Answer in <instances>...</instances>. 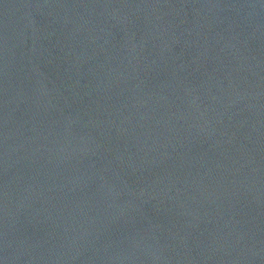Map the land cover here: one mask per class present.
<instances>
[{
  "label": "water",
  "instance_id": "95a60500",
  "mask_svg": "<svg viewBox=\"0 0 264 264\" xmlns=\"http://www.w3.org/2000/svg\"><path fill=\"white\" fill-rule=\"evenodd\" d=\"M0 264H264V0H0Z\"/></svg>",
  "mask_w": 264,
  "mask_h": 264
}]
</instances>
